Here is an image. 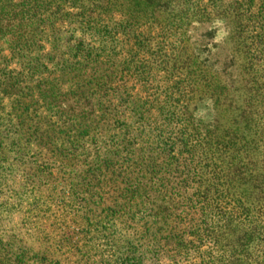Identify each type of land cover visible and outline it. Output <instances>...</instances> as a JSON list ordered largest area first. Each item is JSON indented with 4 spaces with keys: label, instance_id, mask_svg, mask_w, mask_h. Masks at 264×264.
<instances>
[{
    "label": "trees",
    "instance_id": "obj_1",
    "mask_svg": "<svg viewBox=\"0 0 264 264\" xmlns=\"http://www.w3.org/2000/svg\"><path fill=\"white\" fill-rule=\"evenodd\" d=\"M199 8L198 0H0V42L11 48L12 61L20 65L12 71H7V63L0 65V107L6 98L16 104L4 122H20L15 130L19 134H38L44 115L37 109L30 112L38 103L28 106L19 100L41 90L45 109H60L53 97L62 94L56 87L66 80L77 82L67 96L79 100L63 106L64 125L50 124L56 129L49 138L83 140L97 112H103L108 128L111 123L116 129L122 125L120 134L103 148L107 159L96 153L90 170L100 178L114 170L113 177L125 178L139 199L146 197L145 210L135 212V197L128 203L133 217L146 214L142 220L148 227L138 243L130 241V258L122 264H146L150 256L153 264H160L164 260L158 255L170 252L175 254L173 264H215L212 255L201 251L206 242L220 255L217 264H264V60L262 68L255 69L253 59L264 57L262 48L244 51L245 65L234 72L237 80L225 84L214 66L198 59L200 51L190 56L193 61L180 48L172 53L146 48L150 38L142 37L155 27L166 37L169 32L195 36L220 22L228 35L225 43L236 27L263 41L264 0H212L210 10ZM180 24L183 28L177 27ZM47 45L52 53L44 57L41 50ZM158 53L159 60H140L141 55ZM247 73L253 86L239 96L238 80ZM57 74L61 80L50 79ZM36 76L39 85L32 87ZM133 79L143 90L125 100L118 90ZM47 85L56 91L48 94ZM147 86L163 97L143 101ZM198 104L211 109L197 121ZM155 105L160 115L152 114ZM63 126L70 129L61 131ZM76 130L78 135L71 137ZM167 176L177 180L172 188ZM173 212L179 225L170 224ZM209 213L223 225L206 226ZM190 217L198 218L192 222ZM186 218L189 229L183 227ZM7 255L0 257V264H23L25 257L10 262Z\"/></svg>",
    "mask_w": 264,
    "mask_h": 264
},
{
    "label": "rangeland",
    "instance_id": "obj_2",
    "mask_svg": "<svg viewBox=\"0 0 264 264\" xmlns=\"http://www.w3.org/2000/svg\"><path fill=\"white\" fill-rule=\"evenodd\" d=\"M198 1L201 12L206 7L210 10L212 0ZM214 25L216 27L210 29L208 33H205L207 30L205 26L195 36L191 32L184 37L181 34L173 36V32H169L170 36L166 37L162 34L161 28L155 27L156 29L148 32L149 29L142 37H147L148 40L150 38L146 48H153V51L162 47L172 53L180 48V51H186L185 56L188 58L195 57L196 50L200 51L198 59L208 66H214L222 82L230 84L231 80H237L234 73L237 66L245 65L244 51L247 52L249 48H262L264 54V39L262 41L254 38L256 34L251 35L248 29L243 30L236 27V32L225 43L224 40L228 35L224 27L222 29L220 22H215ZM177 27L183 28V24ZM142 37L139 41L144 40ZM253 40L254 45H252ZM134 42L136 43L137 40L131 44ZM159 43H163V46L161 44L158 46ZM41 51V55L46 57L48 53H52L51 45H47ZM11 52V48H8L4 42H0V65L7 63V71L20 70L19 61L17 59L12 61ZM39 52L40 50L37 49L38 54ZM159 56V53L150 56L141 55L140 60L143 63L147 60L153 62V59L159 60ZM187 57L184 61L188 60ZM194 57L190 59L194 61ZM259 57L260 55L253 57L255 69L263 66L264 57ZM69 58V56L65 57V59ZM229 65L231 67L227 70ZM146 66L153 67L150 64ZM219 70L222 72L226 70V73H220ZM230 72L234 74L230 75ZM36 78L31 80L32 87L39 85L38 76ZM50 79L61 80L59 74L51 76ZM250 80V73L242 75V78L238 80L239 96H242L245 89L253 86L252 82L249 83ZM65 82L66 84L61 88L55 86L56 90L62 93H57L53 97L55 98L53 101H57L61 106L60 109L54 108L51 111L45 109L43 103L45 96L41 90H37L35 94L28 93L24 101L19 100L23 105L28 106L32 105V102L33 104L38 103L30 112L37 109L38 114L44 115L38 125V134L35 136L31 132L17 133L15 130L20 123L18 121L4 122L3 118L6 119L7 114L13 112V107L16 105L13 104L14 99L6 98L2 103L3 107H0V257L5 253V255L8 254L7 258H10V262H16L23 256L25 257L21 260L23 264H122L130 258L128 255L130 241L133 244L138 243L142 233L148 227L146 220H142L146 214L133 217V210L130 209L132 205L128 203L135 197L133 204L138 205L135 212L138 209L145 210L147 209L145 207L146 197L143 194L142 199H139L140 195L132 193L130 183H127L125 178L113 177L114 170L104 172L101 178L90 174V170L94 168L96 153L104 156L100 157L101 159H107L103 148L109 146L110 137L120 134L119 129L122 128V123L119 129H116V125L112 123L108 128L106 121L103 120V112H97L89 123L92 125L89 131L83 134V140L77 138L75 141L71 139L63 143L55 140L54 137L49 138L56 129V127H50V124L64 125L65 117L62 112H65V108L63 106L67 104L70 106L79 100V97L67 96L70 89L74 90L72 85L77 82L66 80ZM149 89V86L145 87L146 94L143 101L163 97L157 89ZM56 90L53 85L44 87V91L48 94ZM142 90L143 87L133 79L127 83L126 88H120L118 91H121L122 98L126 100L129 99L127 97H134L138 91ZM107 106L108 104L104 109ZM176 107L181 109L180 106ZM210 109L209 105L198 104L194 112L197 121L208 116ZM20 113L21 111L19 115ZM152 114L156 116L161 114L158 105H155ZM110 128L112 130L108 131ZM69 129L70 127L63 126L61 131ZM78 132L79 130L73 131L71 137L78 135ZM107 133L110 134L108 137ZM66 155H72V157L67 158ZM167 180L169 188L177 183L176 179L169 176ZM155 197L159 195H154L152 198ZM173 214L174 212L170 224L179 225L180 221L176 222ZM209 214L206 226L223 225L219 222V218H213L212 213ZM197 218L191 219L190 217L192 222ZM190 226L186 218L183 227L189 229ZM148 240L149 238H146L142 242L146 243ZM207 244L206 242L205 250L201 251H207L208 256L212 255L215 264L222 262L220 255L211 252ZM158 256L159 259L164 260L160 264L174 263V253H161ZM190 257H194V252L190 254ZM145 258L146 264L154 263L152 256Z\"/></svg>",
    "mask_w": 264,
    "mask_h": 264
}]
</instances>
